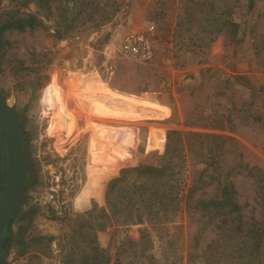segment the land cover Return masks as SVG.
<instances>
[{
	"label": "rangeland",
	"instance_id": "obj_1",
	"mask_svg": "<svg viewBox=\"0 0 264 264\" xmlns=\"http://www.w3.org/2000/svg\"><path fill=\"white\" fill-rule=\"evenodd\" d=\"M136 34L148 58L126 49ZM0 96L29 164L4 264H256L239 241L264 253V0H0ZM172 130L190 147L182 203L147 217L110 193L115 156L156 160ZM224 175L239 210L197 207Z\"/></svg>",
	"mask_w": 264,
	"mask_h": 264
},
{
	"label": "trees",
	"instance_id": "obj_2",
	"mask_svg": "<svg viewBox=\"0 0 264 264\" xmlns=\"http://www.w3.org/2000/svg\"><path fill=\"white\" fill-rule=\"evenodd\" d=\"M10 26L11 24H8L6 27ZM34 26L35 18L32 16L14 23V27L18 30H24L25 28L32 29ZM0 98L4 99L2 96H0ZM155 139L151 145L149 144L148 138V141L144 142V145L145 147H147L148 144L149 146L151 145L152 150L148 152V155H151L150 157L160 155L158 159L140 163L137 156L140 155L142 151L139 150L134 152V150L126 148L128 158H130V164L128 167H123L120 157L115 156L117 159L114 162L113 168L115 169V177L111 179L110 182V193L116 194V198L122 199L129 208H132L136 204L141 205V207L145 209L147 217L156 216V212L160 209L165 211V213H173L180 207L182 203V192L185 185L182 184L183 182L178 183L175 175L178 174L185 158L183 150H188V152L190 150V147L184 146L186 141L181 136V133L175 130L167 132L165 136L164 133H159L156 135ZM212 139H214V137H212ZM135 154L136 157H134ZM211 164L217 165V161L211 158ZM237 167L239 168L240 166ZM218 169L223 170L224 167L219 164ZM218 177H220V175ZM218 177H216V184L217 187H220L219 199H209L205 202L199 201L197 207L202 210L214 208L222 210L226 215H230L231 212L239 210L238 206L233 202V197L236 192L233 185L226 180L227 175H224L221 179ZM256 177L259 181H262L260 176ZM28 178L29 175L26 169L24 183ZM189 193L190 187L187 190V195ZM184 203L187 205L186 200H184ZM237 220L238 225H241L239 217ZM243 229L245 230V228ZM249 232H253L252 228L245 230V234ZM238 244L249 249L250 255L254 259H257L256 264L264 263V253L262 252L259 242L250 241L246 244V241H239L237 245ZM261 256L263 259L260 258Z\"/></svg>",
	"mask_w": 264,
	"mask_h": 264
},
{
	"label": "water",
	"instance_id": "obj_3",
	"mask_svg": "<svg viewBox=\"0 0 264 264\" xmlns=\"http://www.w3.org/2000/svg\"><path fill=\"white\" fill-rule=\"evenodd\" d=\"M0 131L7 155V174L0 197V232L8 227L18 203L25 170L29 164L22 146V135L16 117L8 102L0 98Z\"/></svg>",
	"mask_w": 264,
	"mask_h": 264
},
{
	"label": "flooded vegetation",
	"instance_id": "obj_4",
	"mask_svg": "<svg viewBox=\"0 0 264 264\" xmlns=\"http://www.w3.org/2000/svg\"><path fill=\"white\" fill-rule=\"evenodd\" d=\"M12 112H13V110H12ZM13 114H14V112H13ZM14 116L16 117L17 122H18L19 127H20L19 118L15 114H14ZM21 135H22V133H21ZM23 142L24 141H23V135H22V146H23V150H24V143ZM27 172H28V169H27ZM6 174H7V155H6V148H5L3 136H2L1 131H0V197H1L2 192H3L4 183L6 180ZM24 176H25V173H24ZM23 185H24V182H23ZM22 189H23V186H22ZM21 192H22V190H21ZM20 196H21V194H20ZM19 199H20V197H19ZM7 235H8V227H4L0 232V264H4L2 257H1V252H2L3 244L6 240Z\"/></svg>",
	"mask_w": 264,
	"mask_h": 264
},
{
	"label": "built area",
	"instance_id": "obj_5",
	"mask_svg": "<svg viewBox=\"0 0 264 264\" xmlns=\"http://www.w3.org/2000/svg\"><path fill=\"white\" fill-rule=\"evenodd\" d=\"M126 49L133 56L148 58L150 50L147 40L142 35H133L126 41Z\"/></svg>",
	"mask_w": 264,
	"mask_h": 264
},
{
	"label": "bare ground",
	"instance_id": "obj_6",
	"mask_svg": "<svg viewBox=\"0 0 264 264\" xmlns=\"http://www.w3.org/2000/svg\"><path fill=\"white\" fill-rule=\"evenodd\" d=\"M89 106H90V105H89ZM90 107H91V106H90ZM90 107H89V108H90Z\"/></svg>",
	"mask_w": 264,
	"mask_h": 264
}]
</instances>
